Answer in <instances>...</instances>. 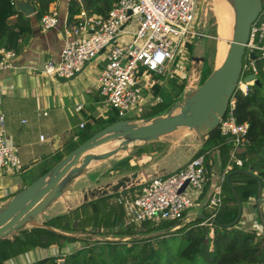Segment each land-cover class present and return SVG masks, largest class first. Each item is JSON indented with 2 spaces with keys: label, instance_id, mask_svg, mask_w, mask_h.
Listing matches in <instances>:
<instances>
[{
  "label": "trees",
  "instance_id": "1",
  "mask_svg": "<svg viewBox=\"0 0 264 264\" xmlns=\"http://www.w3.org/2000/svg\"><path fill=\"white\" fill-rule=\"evenodd\" d=\"M27 1L33 5V16L39 20L53 0ZM116 1L68 0L67 22L74 21L80 8L87 14L105 16ZM31 29L28 16L17 11L10 0H0V47L18 53ZM205 34L216 36L215 26L212 31L206 29ZM202 56L198 83L213 70L206 51ZM245 60L246 54L242 63ZM253 62L258 83H252L245 95L239 92L232 94V113L236 123L247 124L245 133L234 145L231 137L222 135L217 125L204 134L199 147L190 156L202 155L208 169L209 155L215 150L221 171L232 149L233 156L241 160L240 165L232 161L225 171L221 181L222 203L209 224L201 223L203 219L200 217H193L180 226L176 220L126 224L119 199L138 191L140 183L98 195L68 211L47 217L44 226L24 228L0 238V264H21L19 258L35 249L49 252L23 264H57L58 259H62L63 264H264V229L257 233L254 228L242 225L241 217L236 223L227 225L237 213L231 186L241 204L250 202L258 221L261 220L256 204L257 180L242 172L254 173L264 185V57H257ZM151 76L155 79L151 87L154 102L143 106L139 114L127 120L164 114L180 100L186 84L185 76L168 72L151 73ZM101 99L99 95V102ZM117 120L114 110L107 111L105 117L93 115L91 123H83L74 137L64 139L61 147L47 158L25 186L94 132ZM201 214L208 216L209 212L202 211ZM102 234L118 238L91 239L92 235Z\"/></svg>",
  "mask_w": 264,
  "mask_h": 264
},
{
  "label": "built area",
  "instance_id": "2",
  "mask_svg": "<svg viewBox=\"0 0 264 264\" xmlns=\"http://www.w3.org/2000/svg\"><path fill=\"white\" fill-rule=\"evenodd\" d=\"M15 1L10 0L12 4ZM57 22L58 12L54 7L48 8L39 18L41 30L53 28ZM201 29L196 23L195 0H117L105 16L87 14L80 8L74 21H66L64 25L59 60H47L42 72L48 76L68 77L86 62L100 56L102 65L96 76V88L102 96L99 115L105 117L107 111L114 110L122 116L130 109L138 114L144 102L155 100L151 93L155 79L151 73L167 72L166 67L181 44L205 36ZM250 51L257 57H264V0L249 26L244 54L247 56ZM14 55V50L0 47V70L9 67V60ZM253 61L247 57L241 64L233 93H247L253 81L244 77L255 75ZM233 102L231 95L218 126L220 133L230 136L236 145L247 124L235 122ZM79 108L75 107L76 110ZM39 138L43 136L39 135ZM233 150L223 171L213 181L208 180L202 155L189 157L173 171L145 179L138 191L119 199L125 223L137 225L145 220H179L188 210L198 208L200 212H209L201 222L209 224L222 203L221 181L225 171L232 161L241 164V160L233 156ZM20 169L17 147L5 134L0 111V172ZM184 182L186 184L179 191Z\"/></svg>",
  "mask_w": 264,
  "mask_h": 264
},
{
  "label": "crops",
  "instance_id": "3",
  "mask_svg": "<svg viewBox=\"0 0 264 264\" xmlns=\"http://www.w3.org/2000/svg\"><path fill=\"white\" fill-rule=\"evenodd\" d=\"M67 4L68 0H53L49 3L48 8L54 7L58 12V22L55 27L47 30H41L39 20L33 16L34 11L25 15L30 18L31 33L24 39L20 51L9 60V67L0 70V111L3 113V127L6 136L17 147L21 163V169L17 172H0V203L24 187L26 181L46 163L47 158L61 147L65 138L74 137V133L81 128L80 122L91 123L93 115L100 116V94L96 88V76L102 65L100 56L86 62L74 78L65 82H60L55 76H48L42 72L43 65L47 60L57 62L60 58V51L64 42L63 28L67 21ZM204 37L203 35L198 39ZM198 39H191L181 44L173 61L168 63L166 67L168 73L186 77L190 63L185 88H191L198 80L197 72L201 61L192 58L194 56L193 47L197 44ZM76 106H80V108L76 110ZM139 120L134 119V121ZM39 135H42L43 138L40 139ZM194 145L189 148L190 152L195 147ZM215 153L218 157L215 150L210 154L213 159ZM144 156H146L145 153L139 158V161H142ZM134 159L137 160V158ZM95 162L90 163L86 171L78 176L69 187L75 185L81 177L93 174L94 172L90 173L89 168ZM156 163L157 160L151 163L154 167L140 173L141 177L137 184L154 175L173 171L184 162L167 168L163 165L155 166ZM214 165L215 163L209 159V181L215 180L222 172L220 171L219 174L215 175ZM138 174L136 177H139ZM108 185L111 188L112 184H105V188L102 185L97 190L108 193L110 192L107 190ZM68 189L66 191L70 193ZM80 191H74L73 207L83 199V193ZM57 200L39 216L43 214L46 219L56 215L60 209L62 210L63 203L56 205ZM256 204L261 220L258 221L251 203L247 202L242 208L240 222L260 233L264 229V185H261L259 202L257 203L256 199ZM72 206L64 207V210L68 211ZM54 207L58 209L56 213L53 211ZM195 209L197 210L193 212L194 216L202 215L201 210ZM185 214L183 222L191 220ZM48 252L42 249L32 250L19 258L20 263H28Z\"/></svg>",
  "mask_w": 264,
  "mask_h": 264
},
{
  "label": "water",
  "instance_id": "4",
  "mask_svg": "<svg viewBox=\"0 0 264 264\" xmlns=\"http://www.w3.org/2000/svg\"><path fill=\"white\" fill-rule=\"evenodd\" d=\"M229 2L233 10V22L228 46L218 68L213 69L202 82L194 83L191 88H185L180 100L172 104L164 114L139 121L119 119L104 126L66 153L29 184L7 197L0 203V238L24 228L44 226V221L38 220L39 215L65 193L74 180L86 171L90 163L113 156L118 151L135 149L141 144L158 141L161 136L178 128L193 130L204 139L203 135L218 125L219 117L225 111L241 72L249 26L261 8V0H230ZM14 7L23 15L34 11L33 5L27 0H16ZM247 57L252 60L257 58L252 51L248 52ZM192 58L201 62L203 60L202 56H192ZM82 68L71 76H55V78L65 82L74 78ZM244 79L258 83L254 74L247 75ZM98 148H100L98 152L92 153ZM242 172L256 178L258 203L261 180L254 173L245 170ZM131 177H136V172H133ZM128 179L127 176L119 178L111 185V191L126 187L125 182ZM185 184L186 182L179 191ZM230 188L236 200L237 213L234 220L227 225L236 223L242 211V204L235 190L232 186ZM104 193L106 192L101 191L99 195ZM199 217L206 218L204 215ZM57 264H63V260L58 259Z\"/></svg>",
  "mask_w": 264,
  "mask_h": 264
},
{
  "label": "rangeland",
  "instance_id": "5",
  "mask_svg": "<svg viewBox=\"0 0 264 264\" xmlns=\"http://www.w3.org/2000/svg\"><path fill=\"white\" fill-rule=\"evenodd\" d=\"M217 2H220V4H222L221 0H195L196 23L198 22V25L200 26V29L202 28V32L204 34L206 29H210L212 31V28H214V26L216 31V19L213 16L211 9L212 6H214V4ZM205 36H207L205 39L204 38L198 39L197 44L193 47L192 53L194 56H202L204 51H206L207 57L209 60H211V62L213 63V69H215V67H217V58L215 57L216 43L218 42L217 34L216 36L212 34L209 35L205 34ZM199 65L201 66V62L199 63ZM188 68L190 69V63L188 65ZM189 69L186 72L187 74L185 81L186 83L189 76L188 75ZM101 103L102 102H100V105ZM148 104H150V102H144L141 105L139 112L143 106ZM136 115L137 114L133 109L127 110L126 112H124L122 116H118L116 114L117 118L119 119H127L134 117ZM201 137L202 136H198L193 130L190 131L187 130L186 128H178L171 133L161 136L159 140L156 142L141 144L136 149H127L125 151H120L114 154L113 156L107 157L102 160H98L95 163H93V165L89 168L90 173L91 172L94 173L87 176H83L81 177V179H78L75 185L73 184L71 187H68L70 193H67V191H65V193L58 198L57 203L55 204L60 205L61 203H63L64 207L72 206V204L74 205V203H72L73 194L74 191L77 192L79 190H81L80 192L83 193V197H82L83 199L81 202L91 199L93 198V196L96 197L97 195L100 194V191H98L97 188H99L102 185L103 188H105L106 187V186L104 187L105 184H114L122 176H127L129 178L128 181L125 182V186H131L137 184L139 178L141 177L140 173L142 171L154 167L151 165V163H153L156 160L157 163L155 164V166L163 165L166 168L177 166L189 159L192 152L198 148V145L202 141ZM192 145H194L195 147H193L192 151L190 152L189 148ZM100 148H98L96 152H98ZM144 153L146 156L143 157L142 161H139L140 160L139 158L142 157ZM125 158H128L129 160L127 162L122 161ZM134 158H137V160ZM209 159L212 160L213 163H215L213 168L214 174L215 175L219 174L221 170L219 166V158L216 156V153L214 159L212 155H209ZM121 161L122 163H119ZM133 172H136V174L139 173L138 174L139 177H131V174ZM25 173L27 174L28 172ZM107 190L111 192V188L109 187V185ZM64 207H62V210L60 209L58 213L65 212L66 210H64ZM243 207L244 204H242V208ZM57 210H58L57 207H54L53 211H55V213ZM196 210L197 209L195 208L188 210L186 212L187 216H189L192 219L194 217L193 212H195ZM183 217H181L179 220H176V223L178 224L177 226H180L181 224L184 223ZM42 219H45L43 214L38 217V220H42ZM96 238H118V237H113L108 234L91 236V239H96ZM121 239H126V237H122Z\"/></svg>",
  "mask_w": 264,
  "mask_h": 264
},
{
  "label": "bare ground",
  "instance_id": "6",
  "mask_svg": "<svg viewBox=\"0 0 264 264\" xmlns=\"http://www.w3.org/2000/svg\"><path fill=\"white\" fill-rule=\"evenodd\" d=\"M221 1L222 4L217 2L214 4V6H212L211 9L213 16L216 19V34L218 38L215 52V57L217 58V67H215V69L218 68L224 58L233 22V10L229 2L230 0ZM96 151L97 149H95L92 153H96Z\"/></svg>",
  "mask_w": 264,
  "mask_h": 264
}]
</instances>
